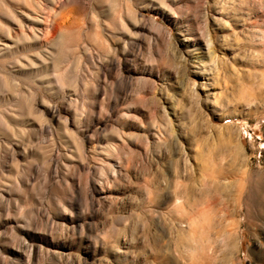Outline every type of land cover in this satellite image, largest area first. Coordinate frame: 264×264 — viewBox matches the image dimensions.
<instances>
[{
	"label": "rangeland",
	"instance_id": "374dc122",
	"mask_svg": "<svg viewBox=\"0 0 264 264\" xmlns=\"http://www.w3.org/2000/svg\"><path fill=\"white\" fill-rule=\"evenodd\" d=\"M0 264H264V0H0Z\"/></svg>",
	"mask_w": 264,
	"mask_h": 264
},
{
	"label": "bare ground",
	"instance_id": "6f19581e",
	"mask_svg": "<svg viewBox=\"0 0 264 264\" xmlns=\"http://www.w3.org/2000/svg\"><path fill=\"white\" fill-rule=\"evenodd\" d=\"M244 185H245V184H244ZM244 185H243V186L241 185L243 188L241 187V189H240V191H239V193L241 194V196H242L243 193L245 192V191H244V187H245ZM253 195H254V194H253ZM255 197H256V199H259V198H260V189H259V187H258V189H257L256 192H255Z\"/></svg>",
	"mask_w": 264,
	"mask_h": 264
}]
</instances>
